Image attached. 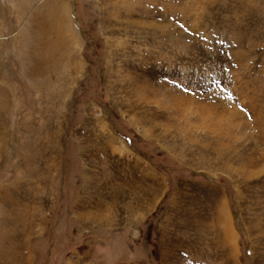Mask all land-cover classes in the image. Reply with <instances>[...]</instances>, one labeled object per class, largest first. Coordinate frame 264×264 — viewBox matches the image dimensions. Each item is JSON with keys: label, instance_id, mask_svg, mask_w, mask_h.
Returning <instances> with one entry per match:
<instances>
[{"label": "rangeland", "instance_id": "obj_1", "mask_svg": "<svg viewBox=\"0 0 264 264\" xmlns=\"http://www.w3.org/2000/svg\"><path fill=\"white\" fill-rule=\"evenodd\" d=\"M0 264H264V0H0Z\"/></svg>", "mask_w": 264, "mask_h": 264}, {"label": "bare ground", "instance_id": "obj_2", "mask_svg": "<svg viewBox=\"0 0 264 264\" xmlns=\"http://www.w3.org/2000/svg\"><path fill=\"white\" fill-rule=\"evenodd\" d=\"M63 12H65V11H63ZM63 12H62V14H63ZM65 13H66V12H65ZM65 13H64V14H65ZM64 28L69 29V34H70V32H71L70 36H72V37L74 38V33H73L72 30H71L72 28L69 27V26H66V25H65ZM67 31H68V30H67Z\"/></svg>", "mask_w": 264, "mask_h": 264}]
</instances>
